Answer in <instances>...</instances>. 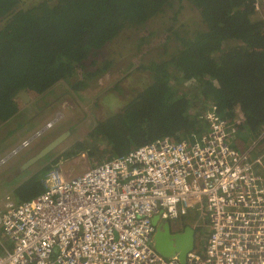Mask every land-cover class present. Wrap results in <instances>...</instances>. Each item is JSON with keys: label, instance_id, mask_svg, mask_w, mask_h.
I'll return each mask as SVG.
<instances>
[{"label": "trees", "instance_id": "obj_1", "mask_svg": "<svg viewBox=\"0 0 264 264\" xmlns=\"http://www.w3.org/2000/svg\"><path fill=\"white\" fill-rule=\"evenodd\" d=\"M185 3L200 13V26L185 34L174 25L166 29L173 36L167 35L161 57L138 66L149 79L62 156L86 153L95 166L160 137L192 138L207 131L205 114L214 106L245 147L264 145V19L255 0H0V123L19 117L16 95L24 89L37 94L32 110L62 82L75 92L86 89L112 63L77 77L90 58L124 30L161 20L169 7L177 8L170 18L177 21ZM149 42L142 38L139 47ZM113 87L121 89L119 82ZM55 163L20 184L17 199L41 194L42 178Z\"/></svg>", "mask_w": 264, "mask_h": 264}, {"label": "built area", "instance_id": "obj_2", "mask_svg": "<svg viewBox=\"0 0 264 264\" xmlns=\"http://www.w3.org/2000/svg\"><path fill=\"white\" fill-rule=\"evenodd\" d=\"M263 6L255 0L264 19ZM205 118L201 135L160 137L73 176L57 165L41 194L4 195L0 264H264V154L237 147L215 106ZM197 201L209 211L206 244L196 242L185 263L163 256L153 217L176 220Z\"/></svg>", "mask_w": 264, "mask_h": 264}, {"label": "rangeland", "instance_id": "obj_3", "mask_svg": "<svg viewBox=\"0 0 264 264\" xmlns=\"http://www.w3.org/2000/svg\"><path fill=\"white\" fill-rule=\"evenodd\" d=\"M185 4L183 8H178L180 11L177 14V21L170 20L177 8L169 7L167 14L161 20L157 18L140 30H124L119 37L103 48L98 58H90L86 64L89 66L84 71L78 70L77 77L89 71L95 72L106 60L112 63L104 71L95 74L88 82L86 89L75 92L67 82H62L55 86V94L49 93L46 99L44 97L34 101V110L29 106L32 100L36 99V93L29 95L30 102L28 103H24L22 98H17L22 108L19 117L8 124L0 123V198L7 193L4 190H15L18 184H22L54 161L57 163L53 166H61L66 176L77 175L94 166L86 153L71 158H64L62 154L73 149L77 143L88 139L99 121L105 120L111 115L110 113L120 108L118 100L121 102L123 98L134 95L135 91L142 87L139 82L143 83V80L149 79V71L140 72L137 70L138 66L141 62L148 64L153 59L161 57L167 35L173 36L166 29L174 25L179 33L185 34V31H194L200 26L201 17L198 10ZM142 38L150 42L140 48L139 43ZM168 42L171 49H175L176 43L172 39ZM96 59L97 65L91 67ZM116 82H119L121 86L118 91L113 87ZM25 108L27 109L24 111ZM57 117V121L51 128H44L48 122ZM67 130L71 133L62 144L28 169H21L26 160ZM233 137L237 147L241 150H251L254 155L264 146L263 143L255 141L249 147H245L240 138ZM29 139L31 142L27 147L12 154L24 141ZM259 153L257 156L264 154ZM173 221L175 229L181 226L182 222L184 225H192L197 231V245L203 247L206 244L211 231L206 201H197L196 206L191 207L186 215ZM7 242L11 244L8 237Z\"/></svg>", "mask_w": 264, "mask_h": 264}, {"label": "water", "instance_id": "obj_4", "mask_svg": "<svg viewBox=\"0 0 264 264\" xmlns=\"http://www.w3.org/2000/svg\"><path fill=\"white\" fill-rule=\"evenodd\" d=\"M16 98H22L26 103L30 102L28 91L25 89L20 91L16 95ZM70 133V130H67L51 140L35 155L26 160L22 164L21 169L26 170L44 158L62 144ZM152 221L157 226L152 240L153 247L163 256L177 258L180 262L185 263L188 253L196 247V229L190 224L181 226L179 230L173 229L170 221L168 219H161L160 214H156Z\"/></svg>", "mask_w": 264, "mask_h": 264}, {"label": "crops", "instance_id": "obj_5", "mask_svg": "<svg viewBox=\"0 0 264 264\" xmlns=\"http://www.w3.org/2000/svg\"><path fill=\"white\" fill-rule=\"evenodd\" d=\"M28 94L32 96L33 92H28ZM18 100H19V99H18ZM22 100H23V99H22ZM19 101H20V100H19ZM23 102H24V100H23ZM24 103H26V102H24ZM22 183H23V182H22ZM18 185H20V184H18ZM18 185H16V187H17ZM4 191L7 192V193H5L4 195H6V194H11L14 198L17 199V197H16V195H15V190H14V189H10V190L6 189V190H4ZM4 195H3V196H4Z\"/></svg>", "mask_w": 264, "mask_h": 264}, {"label": "flooded vegetation", "instance_id": "obj_6", "mask_svg": "<svg viewBox=\"0 0 264 264\" xmlns=\"http://www.w3.org/2000/svg\"><path fill=\"white\" fill-rule=\"evenodd\" d=\"M29 92V91H28ZM32 157V156H31ZM170 223H171V225H172V227L174 226V224H175V222L174 221H170ZM182 225L181 226H183L184 224H183V222L181 223ZM181 226H179V228H177L176 230H179L180 228H181ZM173 229H175V228H173Z\"/></svg>", "mask_w": 264, "mask_h": 264}]
</instances>
